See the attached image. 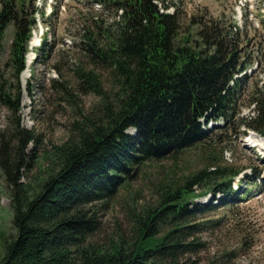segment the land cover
<instances>
[{"label":"trees","instance_id":"obj_1","mask_svg":"<svg viewBox=\"0 0 264 264\" xmlns=\"http://www.w3.org/2000/svg\"><path fill=\"white\" fill-rule=\"evenodd\" d=\"M154 2L95 0L100 9L115 11V19L107 26L94 22L92 30L84 31L79 47L92 65L113 72L114 91L106 95L93 70L75 72L81 87L97 95L100 104L94 116L80 115L72 138L49 152L58 171L47 172L31 190L23 182V172L26 161L39 159L25 154L35 136L20 130L17 120L15 147L10 151L0 143V171L11 186L15 232L2 240L0 264H180L179 255L193 245L182 241L194 228L185 223L194 213L216 208L211 199L209 205L194 203L193 188L206 185L207 191L220 193L223 207L243 198L224 172L215 173L213 183L198 172L161 195L134 242L104 249L87 241L93 222L85 210L88 205L111 199L136 168L204 143L210 137L209 124L230 125L242 74L249 67L215 23L198 27L189 40L179 36L175 17L160 12ZM37 17L48 29L50 15L45 16L36 0H0V45L11 28L9 56L17 91L11 102L0 89V101L15 113L23 93L31 98L29 83L21 87L20 76L29 42L38 32ZM41 42L38 59L50 51L45 32ZM253 108L254 116L243 120L240 128L264 138V82ZM215 195L218 203L220 197ZM162 218L171 225L165 232L152 228Z\"/></svg>","mask_w":264,"mask_h":264},{"label":"rangeland","instance_id":"obj_2","mask_svg":"<svg viewBox=\"0 0 264 264\" xmlns=\"http://www.w3.org/2000/svg\"><path fill=\"white\" fill-rule=\"evenodd\" d=\"M154 1L160 12L175 17L180 27L179 36H187L189 40L198 27L215 23L218 31L228 35L229 44L245 62L244 66L249 67L242 74L245 76L231 111L230 125L209 124L210 137L204 143L163 161L148 162L136 168L111 199L88 205L85 210L93 222L87 241L104 249L118 242H134L166 190L177 189L198 172L209 176L210 183L214 182L215 173L224 172L233 189L243 198L223 207L219 202L220 193L207 191L206 185L195 186L193 202L209 205L211 199L216 208L208 207L201 213H194L185 223L194 228L182 241L193 245L179 255V262L264 264V149L250 150L248 139L259 135L240 128L243 120L249 122L254 116L253 98L264 82V0ZM94 2L36 0V6L50 17L46 21L48 29L37 17L36 31L41 33L40 41L32 49L28 46L26 54H35L29 68L32 71H28L26 78L20 76L21 87L28 81L31 98L23 93L16 113L0 101V143L5 142L10 151L15 147L17 120L20 130L31 131L36 138L34 143L27 145L25 154L36 155L39 159L26 161L28 165L23 172V182L34 191L47 172L58 171V165L51 164L48 159L52 148L72 138L74 124L81 120L80 115L94 116L99 107V97L81 87L75 72L93 70L99 76L102 91L109 97L114 91L113 72L99 64L92 65L79 47L84 31L92 30L94 22L107 26L115 19V11L100 9ZM44 32L47 34L46 50L50 51L45 58L38 59L36 54ZM36 35L39 33L33 37ZM10 38L11 28L0 45V89L15 102L17 91L9 56ZM214 195L220 197L218 203ZM10 202L11 186L0 171V258L2 240L12 238L15 233ZM170 226L164 218L152 224V228L162 232Z\"/></svg>","mask_w":264,"mask_h":264},{"label":"bare ground","instance_id":"obj_3","mask_svg":"<svg viewBox=\"0 0 264 264\" xmlns=\"http://www.w3.org/2000/svg\"><path fill=\"white\" fill-rule=\"evenodd\" d=\"M34 34H38V33H34ZM39 41H40V34L36 35L35 37L32 36V38H31V40L29 42L30 43L29 49L30 48L32 49V48L36 47L39 44ZM34 56H35V54H33V53H30V54H28L26 56V68H25L26 72L24 71L22 73V77L23 78L27 77L28 71L30 72L29 68H30V64L32 63V60H33ZM252 137H253V135H252ZM252 137H250L248 139L249 142H247L248 145L250 146L249 149L250 148H256V147L260 148V150H261V148L264 149V139L263 138H259L260 136L259 137H254V138H252ZM258 138L261 139V140H258Z\"/></svg>","mask_w":264,"mask_h":264}]
</instances>
